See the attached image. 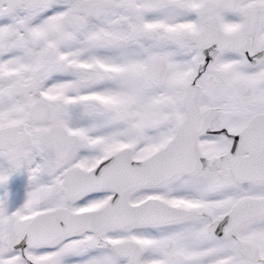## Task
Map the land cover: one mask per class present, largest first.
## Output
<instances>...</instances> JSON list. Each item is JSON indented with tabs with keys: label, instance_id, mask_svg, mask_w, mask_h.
Segmentation results:
<instances>
[{
	"label": "snow or ice",
	"instance_id": "obj_1",
	"mask_svg": "<svg viewBox=\"0 0 264 264\" xmlns=\"http://www.w3.org/2000/svg\"><path fill=\"white\" fill-rule=\"evenodd\" d=\"M0 264H264V0H0Z\"/></svg>",
	"mask_w": 264,
	"mask_h": 264
}]
</instances>
